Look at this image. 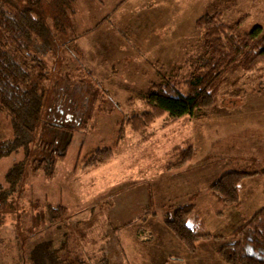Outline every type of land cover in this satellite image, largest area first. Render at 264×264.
I'll list each match as a JSON object with an SVG mask.
<instances>
[{"label":"rangeland","instance_id":"obj_1","mask_svg":"<svg viewBox=\"0 0 264 264\" xmlns=\"http://www.w3.org/2000/svg\"><path fill=\"white\" fill-rule=\"evenodd\" d=\"M51 1L44 0L40 12L52 30L42 56L48 97L42 122L77 131L67 159L50 175L29 166L0 210V264H28L35 246L55 241L59 248L63 235L64 256L79 264H143L144 243L182 247L164 221L172 208L190 205L204 216L212 239L197 257H211V246L230 244L244 218L264 206L262 176L244 181L242 212L232 208L218 216L211 196L224 174L264 172V65L251 72L233 66L216 107L193 118H163L139 131L129 121L149 111L145 99L153 85L188 79L207 57L204 34L195 27L200 17L220 13L238 34L260 27L264 35V0H76L75 14L56 30ZM38 133L39 145L32 147L38 160L53 138L62 146L69 137L46 126ZM12 138L0 113V146ZM189 147L196 159L168 170ZM108 151L110 159L89 166L92 156ZM22 159L0 160V183ZM47 205L66 208V216L52 220Z\"/></svg>","mask_w":264,"mask_h":264},{"label":"trees","instance_id":"obj_2","mask_svg":"<svg viewBox=\"0 0 264 264\" xmlns=\"http://www.w3.org/2000/svg\"><path fill=\"white\" fill-rule=\"evenodd\" d=\"M43 3L44 0H0V113L9 119L13 132L12 140L0 146V160L19 154L24 157L10 167L4 176L5 184L0 183V210L21 186L29 166L34 171L43 170L50 175L60 161L67 159L77 131L62 124L42 122L48 98L43 87L46 76L42 56L44 47L51 48L48 38L52 31L43 13L40 14ZM75 3L76 0L51 1V5L58 9V15L50 16L55 30L69 23V14H75ZM195 27L204 34L207 57L198 61L188 79L153 85L145 99L149 111L129 121L133 131L149 127L163 118L178 121L213 109L218 103L220 84L233 66L242 65L245 71L251 72L264 65V35L260 27L245 35L238 34L234 27L222 21L220 13L200 17ZM41 126L69 137L64 139L62 146H58L53 138L46 145L45 157L38 160L33 159L32 147L40 141L37 137ZM108 153L102 158L99 153L94 158L92 156L89 166H96L92 161L100 163L110 159L111 151ZM196 157L197 151L189 147L181 151L179 161L167 169L185 168ZM258 176L264 177V172H230L221 176L211 188V196L219 206L216 214L222 217L230 208L241 211L244 181ZM47 209L52 220L66 216V208L61 206L47 205ZM196 210L194 205L172 208L164 221L191 254L197 252L200 240L211 239L206 234L204 216ZM67 241L68 236L63 235L59 248H55V241L39 243L28 255V264L81 263L64 256ZM230 241L218 249L223 261L228 264H264V206L232 232Z\"/></svg>","mask_w":264,"mask_h":264},{"label":"crops","instance_id":"obj_3","mask_svg":"<svg viewBox=\"0 0 264 264\" xmlns=\"http://www.w3.org/2000/svg\"><path fill=\"white\" fill-rule=\"evenodd\" d=\"M256 178L262 179L261 176H258ZM245 192H247L246 188L242 191L241 198ZM242 202H243V207H242L241 212L244 210L245 206L247 205V202H246V200H244V198H243ZM230 209H232V208H230ZM244 219H246V218H244ZM211 240L212 239L200 240L198 243L197 252L195 254L189 253L183 247V245L181 243L180 244L182 245V247H179V245H177V243H176L177 241L176 242L175 241H170V242L159 241V240H157V241L155 240L152 242L144 241V242H148V243H144L143 250H140L141 251L140 258L142 259L141 261L143 264H150L152 261H155V264H206V261H207V264H228L225 261H223L219 257V255L217 254L219 246L218 247L217 246H214V247L211 246L213 250H211V251L207 250L208 253L212 254L211 257H209V258L197 257L198 254L200 253L201 249L204 247L203 244L208 243ZM223 245H225V244L223 243ZM150 246H152V248H156L158 250L152 251L150 249ZM179 248H182V249L176 251V249H179ZM159 249H161V250H159ZM182 256H184V257H182Z\"/></svg>","mask_w":264,"mask_h":264}]
</instances>
